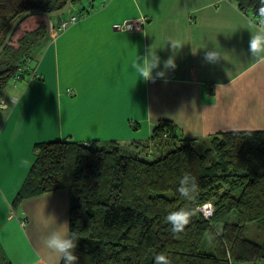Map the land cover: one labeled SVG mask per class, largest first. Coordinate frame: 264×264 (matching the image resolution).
I'll use <instances>...</instances> for the list:
<instances>
[{
    "label": "crops",
    "instance_id": "obj_1",
    "mask_svg": "<svg viewBox=\"0 0 264 264\" xmlns=\"http://www.w3.org/2000/svg\"><path fill=\"white\" fill-rule=\"evenodd\" d=\"M94 7L42 47L39 60L36 53L29 62L39 78L25 75L3 91V264L62 263L43 245L58 226L46 228L43 221L54 214L70 229L69 190L30 196L14 208L36 160V143L116 140L149 157L152 151L161 155L162 148L149 142L162 119L172 121L182 137L197 139L202 150L218 133L264 130V63L250 57V34L244 29L254 15L231 0H96ZM142 15L148 18L143 29H120L123 21ZM169 41L183 45L175 53V68L155 82L138 80L132 68L137 55L157 49L161 64L155 76L173 55ZM208 49L219 52L217 63L205 60Z\"/></svg>",
    "mask_w": 264,
    "mask_h": 264
},
{
    "label": "trees",
    "instance_id": "obj_2",
    "mask_svg": "<svg viewBox=\"0 0 264 264\" xmlns=\"http://www.w3.org/2000/svg\"><path fill=\"white\" fill-rule=\"evenodd\" d=\"M66 1L0 0V46L23 12L55 11ZM231 1L252 15L260 6V0ZM30 19L34 23L27 25ZM49 37L45 16L21 22L0 55V102L20 70L21 78L32 77L35 71L29 62ZM150 143L170 149L148 159L116 140L36 143V160L14 208L27 197L68 189L69 230L77 238L78 264H154L160 253L171 264L264 261V241L246 236L248 224L264 227V130L218 133L199 150L197 139L182 137L172 121L162 119ZM185 173L197 179L193 201L177 191ZM209 201L214 213L206 218L198 208ZM182 207L195 209V214L182 233L174 234L165 217ZM205 247L212 252H205Z\"/></svg>",
    "mask_w": 264,
    "mask_h": 264
},
{
    "label": "clouds",
    "instance_id": "obj_3",
    "mask_svg": "<svg viewBox=\"0 0 264 264\" xmlns=\"http://www.w3.org/2000/svg\"><path fill=\"white\" fill-rule=\"evenodd\" d=\"M249 34L248 53L254 58L257 63H264V0H260V6L255 15L247 20L245 28ZM173 55L164 61V70L156 72L153 75L154 69L160 67L161 59L157 55V49L153 50L151 46L143 56H138L132 64V68L138 77V80L144 82L153 81L156 78H164L168 69L175 68V53L183 47L177 41H169ZM199 49L193 50L192 54H197ZM204 58L209 63H217L221 57L215 49L205 51ZM180 196L187 201H193L198 192V183L195 176L190 173H185L179 181L177 188ZM195 214V209L191 207L178 208L175 211H170L165 217L166 222L171 225V231L174 234L182 233L190 223L192 216ZM44 227L49 224H56L58 227L46 235L43 239V245L49 252L58 260H62L63 264H78V256L75 254L77 247V238L74 234H70L67 222L58 224L55 215L45 217L43 221ZM154 264H171L170 259L163 253L157 254L154 257Z\"/></svg>",
    "mask_w": 264,
    "mask_h": 264
},
{
    "label": "rangeland",
    "instance_id": "obj_4",
    "mask_svg": "<svg viewBox=\"0 0 264 264\" xmlns=\"http://www.w3.org/2000/svg\"><path fill=\"white\" fill-rule=\"evenodd\" d=\"M95 1L96 0H74L73 7L68 12H66L65 14H63L60 17V20H68L69 17L72 14H75V15L76 14H79V18L84 17V16H87L89 13H91L92 11L95 10V7H94ZM54 19L56 20L57 18H54ZM26 23H27V25H32L34 23V20L33 19H30ZM69 26H71V24H69ZM50 38L51 39H49V41L47 40L45 42L44 46L46 44H48L50 41H52V40L55 39L53 37H50ZM41 49H39L37 51V59L38 60H39V58L41 56V53L44 51L45 48H43L42 50ZM39 51H41V52H39ZM30 66H31V63H30ZM9 90L10 89H8V91ZM169 149H170L169 146L166 147V148H164V149H162L160 154H164ZM198 149L199 150H202L200 147ZM151 154H152V156L147 157L148 159H154L155 157L159 156V155H157V151H152ZM234 219H235V216H234ZM246 236H247V238H249V239H251L253 241L262 243L264 241V227L259 222H252V223H250V224L247 225ZM204 250H205V252H212L211 250H213V249L212 248L205 247Z\"/></svg>",
    "mask_w": 264,
    "mask_h": 264
},
{
    "label": "built area",
    "instance_id": "obj_5",
    "mask_svg": "<svg viewBox=\"0 0 264 264\" xmlns=\"http://www.w3.org/2000/svg\"><path fill=\"white\" fill-rule=\"evenodd\" d=\"M78 19H79V14H76V15L72 14L68 20L51 19L50 21H48L49 34L51 35V37L55 38L56 35L60 31L65 30L69 26V24L75 23ZM147 22H148V18L146 16L142 15L137 19L124 21L120 25V29L123 31H127V32L137 31V30L143 29L145 27V25L147 24ZM20 71L17 75H15L13 82L16 83L18 80L21 79V72ZM39 77L40 76L38 75V73L35 72V73H33L31 78H39ZM68 92L71 93V89H68ZM1 104H3V103H1ZM198 209L203 213V215L206 218H210L214 213V205L210 201L204 203Z\"/></svg>",
    "mask_w": 264,
    "mask_h": 264
},
{
    "label": "water",
    "instance_id": "obj_6",
    "mask_svg": "<svg viewBox=\"0 0 264 264\" xmlns=\"http://www.w3.org/2000/svg\"><path fill=\"white\" fill-rule=\"evenodd\" d=\"M73 1L74 0H67L65 5L62 8L55 10V11H51V12H46L41 9H30V10L23 12L20 16H18L15 19V21L11 25L3 43L0 46V55L3 53L6 46L9 44L15 31L17 30L18 26L21 24L23 20H25L26 18L30 16H37V15L45 16L48 19V21L54 18H57V20H60V17L66 12H68L73 7Z\"/></svg>",
    "mask_w": 264,
    "mask_h": 264
}]
</instances>
